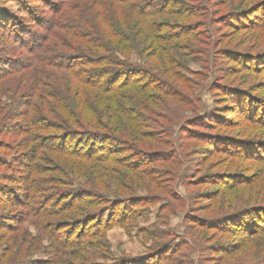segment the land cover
Wrapping results in <instances>:
<instances>
[{
	"label": "trees",
	"instance_id": "obj_1",
	"mask_svg": "<svg viewBox=\"0 0 264 264\" xmlns=\"http://www.w3.org/2000/svg\"><path fill=\"white\" fill-rule=\"evenodd\" d=\"M16 3L0 16V251L9 264H98L103 232L135 227L162 200L157 215L182 214L185 236L145 229L146 260L187 259L186 248L199 264H264V110L242 74L264 76V14L247 16L264 0ZM202 91L239 120L204 119ZM229 122L247 127L220 132Z\"/></svg>",
	"mask_w": 264,
	"mask_h": 264
},
{
	"label": "rangeland",
	"instance_id": "obj_2",
	"mask_svg": "<svg viewBox=\"0 0 264 264\" xmlns=\"http://www.w3.org/2000/svg\"><path fill=\"white\" fill-rule=\"evenodd\" d=\"M30 4H34V6H38V7H43L42 4L40 3H33L31 2ZM17 3L16 0H0V16L5 13V11H11L14 8H16ZM264 14V5L258 7L255 9L254 12L249 13L250 18H256L257 17V22L262 21V19L260 17H262ZM237 16V15H236ZM246 15H239V17L241 19H246L247 17ZM238 17V16H237ZM236 20V19H234ZM31 28L35 29L37 31V28L35 26H32ZM223 32H226L225 29H223ZM1 42V39H0ZM5 54H7L6 52H4ZM12 53H10L11 55ZM9 56V55H8ZM134 61H137L136 59H134ZM189 68L193 71H199L200 70V66L198 65V63H189ZM243 75L246 76V79L249 82V85H253V88H258L259 91H254L252 94V96L255 97L254 100H256L259 104H262L261 107H258L260 111L263 112L264 110V76H255V75H250L247 72H243ZM199 80V79H197ZM200 98L201 101L204 106H205V112L203 113L204 115H202V117L205 119V117H207L208 114H212L214 116H216V118H221L220 120H226V121H235V120H239V115L236 113H232V112H227V113H223V109H217L215 111V108H218L217 106H221L220 104L216 105V103H221L223 102V100H220L221 98L219 96H213L212 92H206V91H202L200 93ZM257 98L259 100H257ZM254 101V103H257ZM258 104V105H259ZM255 105V104H254ZM252 105V106H254ZM225 127L227 129H221L220 132H226V133H235V131H230V128H234V127H238L240 129L247 127V123L246 122H242L241 124H232L231 122L227 123ZM224 130V131H223ZM187 150H190L189 147L187 148ZM217 159V158H216ZM220 159V158H219ZM244 165H246L244 162H237L235 161V165H234V169H240V168H244ZM180 184H178V191L183 192V188L181 186H179ZM206 187H203V189H205ZM163 203V200H162ZM162 203H155L151 206H147V210L149 212V214H147V220L144 219H139L137 224L135 225V227H121V226H112L110 228H108L107 230H105L103 232V236H104V241L106 243V253H105V257L102 260H97L98 264H105L107 262H111L114 259L117 258L121 259L123 257H130V258H135L136 260L134 261L138 263L136 264H141L142 261H140V259L142 257H145L144 260H146V256L148 254H150L152 252L151 247H152V240L148 237V235L144 232L145 229H153V228H158L159 230H173V233L176 232V234L180 237V235L185 236V224L183 223V221L181 220L182 214H177L174 216H169V221H164V219L162 218V216L157 215V210L158 207L160 206V204ZM4 207V206H2ZM12 211V210H11ZM6 212H10L9 209H7ZM12 213V212H11ZM15 213V212H14ZM166 224V225H163ZM23 225L25 227H28L30 232L35 235L36 232L35 230L30 227L27 222L23 223ZM140 229H142L143 232L139 231ZM192 233H195L194 230H192ZM175 234V235H176ZM172 238V237H169ZM231 237H229L228 239H230ZM220 241L226 240V236L219 238ZM160 242L163 241V239H159ZM172 240V239H171ZM175 240V239H174ZM232 240V239H231ZM222 242V243H223ZM177 244H179V240L176 239V241H174L172 243V247L171 249L175 248V246H178ZM43 245L47 246V243L45 240H43ZM208 248V245L205 243V245ZM183 252H187L185 254L189 253V257L183 258L181 253L176 254L177 259L173 262H171L170 264H181V263H186V264H199L196 263L197 259H196V254L193 251H190L189 249L187 250L186 248H182ZM182 252V253H183ZM205 256H210V252L205 251ZM44 258V255H39L38 253L34 256H32V258L37 259V257ZM165 256L164 252L160 253L159 256H152L151 258H147L146 260V264H157V263H162V264H168L169 262L167 260H163L162 258ZM9 255L4 254L3 252L0 251V264H9V261L6 259L8 258ZM160 259V261H159ZM162 259V260H161ZM141 262V263H140ZM200 264H209L206 263L205 261L200 262Z\"/></svg>",
	"mask_w": 264,
	"mask_h": 264
}]
</instances>
